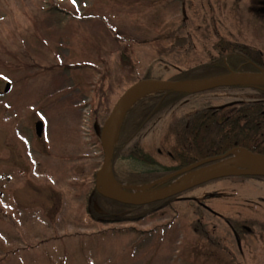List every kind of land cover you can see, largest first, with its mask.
<instances>
[{
    "label": "rangeland",
    "instance_id": "1",
    "mask_svg": "<svg viewBox=\"0 0 264 264\" xmlns=\"http://www.w3.org/2000/svg\"><path fill=\"white\" fill-rule=\"evenodd\" d=\"M221 38L258 52L264 65V0H0V264H264L263 182L206 180L131 222L104 221L118 206L96 187L103 155L94 127L125 90L147 70L166 81L206 62ZM228 94L197 96L180 113L206 96L213 106L243 100ZM166 119L142 142L161 165L169 164L157 154ZM129 135L119 127L114 147ZM190 175L172 184L192 183ZM228 218L256 225L237 242Z\"/></svg>",
    "mask_w": 264,
    "mask_h": 264
},
{
    "label": "trees",
    "instance_id": "2",
    "mask_svg": "<svg viewBox=\"0 0 264 264\" xmlns=\"http://www.w3.org/2000/svg\"><path fill=\"white\" fill-rule=\"evenodd\" d=\"M214 49L217 51L216 56L208 59L204 63L182 71L179 74H175L168 80L196 81L217 77L231 72H256L257 68L264 69V65L259 58L261 54L237 42L227 41L221 38L215 43ZM125 59L127 62L128 58L126 57ZM248 67H250V69ZM152 78L151 70H147L141 80ZM224 92L232 93L228 94L229 96H233L236 93L238 95H243V100L232 98L226 100L223 104L213 106L209 100L210 97L206 96L204 99L205 102L204 100L199 102V109L191 111L193 113L181 114L182 118H177V111L185 109L189 107V105L196 104L197 101L193 100L199 98L197 96L211 95L213 93L222 94ZM244 98L246 99L244 100ZM241 106L246 109L245 112L235 113V115L231 113L232 118L226 121L206 118L207 116H219L222 109L225 107ZM211 107L217 108L212 109ZM168 116H170L172 120L169 122L167 128L164 130V134L160 138V148L157 150V154L165 155L169 164L161 165L151 153L144 150L142 142L151 132L162 129ZM238 116H244L245 119L236 120ZM241 122L243 124L245 123V125L242 126ZM102 124L100 128L95 131L98 142L100 141ZM119 127H124L130 135L124 141L125 143H122L123 145L118 144V146L116 145L114 147L112 163H115L117 160H129L141 165L157 168L125 173L113 171L112 176L116 183L119 184L123 190L128 192L132 191L133 188H140L148 185H152L149 188L150 191L166 188L181 175L218 161L205 160L214 155L212 150L220 147H226L227 150H234L237 146L250 154L264 156V86L216 88L197 94L175 91L154 92L136 100L125 112ZM206 127H211L212 129L210 130ZM217 130H219V133L217 135L215 134L216 136H212L211 131L217 133ZM219 141H223L224 144ZM220 149L222 150L223 148ZM226 156L227 155L224 157ZM225 179H237L242 181L253 179L264 183V176H229L215 178L207 182H217ZM183 193L160 202L138 206L122 204L99 195L102 199L118 206V214L106 213L111 217V220L106 219L104 221L131 222L139 221L153 213L155 207L168 205L171 201H180L179 198L183 197ZM89 206L91 205L88 204V211L91 216V209ZM131 208L134 210L130 211ZM111 210H113V208H111ZM226 223L233 232L234 237L239 241L246 233L252 232L254 225H256L254 221L240 220L239 218H228ZM261 225L262 231L260 234L264 233V224Z\"/></svg>",
    "mask_w": 264,
    "mask_h": 264
},
{
    "label": "water",
    "instance_id": "3",
    "mask_svg": "<svg viewBox=\"0 0 264 264\" xmlns=\"http://www.w3.org/2000/svg\"><path fill=\"white\" fill-rule=\"evenodd\" d=\"M239 86H264V69L257 68L256 72H231V73L223 74L217 77L203 79V80H196V81H169V80L162 81V80H157V79H145V80H141V81L134 83L127 90H125V92L117 100L109 117L106 119V121L104 122L101 128L100 144L102 147L103 160H102L101 168L96 173V176H95L97 192L100 195L108 199L117 201L119 203L138 206V205H145V204H151V203L163 201L172 196L183 193L186 190H189L197 185H201V183L203 184L206 180L209 181L208 179H210L211 176L205 177L201 180H198L192 183L182 182L178 184H171L170 186L166 188L157 189L153 191L149 190V188L152 185L138 188L140 190L139 192H134L135 191L134 189L129 192L125 191L113 179L112 170L110 169L111 161L113 157L115 136L112 141L105 142L103 140L104 130L106 126L110 124L114 119H119L118 125L121 124V121H122V118L125 112L136 100L134 102H131L130 104H127V102L135 94H137L138 92L142 90H148L150 92L152 91L153 93L159 92V91H175V92H180V93L197 94V93L213 90L216 88H228V87H239ZM9 90H10V83H6L5 88L3 89V93H8ZM35 131H36V135L40 137L41 132H42V122L39 121L35 124ZM239 152H244V155L248 157H256V158L258 157V158L264 159V156L262 155L250 154L246 152L245 150L241 149L239 151H234L232 153V156L228 159L218 160L212 163L211 165L202 167L200 169H203V168L210 169V168L220 166V165H230L236 161L237 155L240 154ZM240 155H243V154H240ZM200 169L189 171L181 175L180 177L196 173ZM109 172L111 175L110 178L119 187L118 189L122 197L109 196L108 194L105 193V191L103 192L101 190V188L104 189L101 183V180L104 178V176L107 173L109 174ZM227 176L228 177L229 176H246V177L264 176V173L243 169V170H238L236 173L226 175V177Z\"/></svg>",
    "mask_w": 264,
    "mask_h": 264
},
{
    "label": "bare ground",
    "instance_id": "4",
    "mask_svg": "<svg viewBox=\"0 0 264 264\" xmlns=\"http://www.w3.org/2000/svg\"><path fill=\"white\" fill-rule=\"evenodd\" d=\"M149 92L150 91L148 90H142L138 92L127 102V104L134 102L139 97ZM118 123H119V119H114L110 124L106 126L104 130V137H103V140L105 142H110L114 139V136H115V133L118 127ZM243 169L264 173V159H261L258 157L257 158L248 157L246 155L239 154L237 155V159L234 163L230 165L216 166V167L201 171L199 173L192 174L189 176L187 181L195 182V181L201 180L209 176L229 175L232 173H236L238 170H243ZM101 183L104 187L105 193L108 194L109 196L122 197L118 189L119 187L113 182V180L110 178L108 173L101 180Z\"/></svg>",
    "mask_w": 264,
    "mask_h": 264
},
{
    "label": "flooded vegetation",
    "instance_id": "5",
    "mask_svg": "<svg viewBox=\"0 0 264 264\" xmlns=\"http://www.w3.org/2000/svg\"><path fill=\"white\" fill-rule=\"evenodd\" d=\"M225 93V92H224ZM224 93H222V94H224ZM243 106H241V107H225V108H223L222 109V111H221V114L219 115V116H217V117H210V116H207L206 118H214V119H217V120H222V121H226L227 119H230V118H232V116H231V113H234V115H235V113H239V112H245V108H242ZM212 109H215V108H217V107H211ZM219 108V107H218ZM199 109V108H198ZM183 110H187V109H180V110H178L177 111V114H180L179 116H178V118H182V116H181V114H184V113H193V112H191V111H187V112H183V113H180L181 111H183ZM193 111H195V109L193 110ZM237 119L236 120H239V119H245L244 118V116H238V117H236ZM36 123V122H35ZM35 123H34V128H35ZM241 125L243 126V125H245V123L243 124L242 122H241ZM207 128V127H206ZM207 129H212L211 127H209V128H207ZM43 133V132H42ZM42 133H41V136H42ZM219 133V130H217V133H214L213 131H211V135L212 136H216L217 134ZM216 134V135H215ZM37 137V136H36ZM38 139H41V137H37ZM219 142H221V143H223L224 144V142L223 141H219ZM220 143V144H221ZM34 145L31 143V145H30V147L32 148ZM29 147V153L31 154V148ZM220 148H223L222 150L220 149ZM220 148H218V149H214V150H212V152H213V156L212 157H210V158H208L207 160H205V161H213V160H225V159H228V158H230L231 156H232V153L234 152V150L235 151H239V150H241V148H239V147H237L236 146V148L233 150H231V149H228L227 150V148L226 147H220ZM7 152H9L10 153V155L12 154V153H14V149H10V146H7ZM37 154H40L41 156H43L44 155V151H39V152H36ZM224 153V154H223ZM225 155H227L226 157H224ZM48 156V155H47ZM5 168H15V165L14 164H10V163H8L7 162V164H2ZM38 165H40V162L38 163ZM18 173H21V171L19 170V171H17ZM6 177H5V180H6V182H10L11 181V176H10V174H7V173H5V171H3L2 172ZM0 178H2V175H0ZM1 196V195H0ZM180 199V198H179Z\"/></svg>",
    "mask_w": 264,
    "mask_h": 264
}]
</instances>
